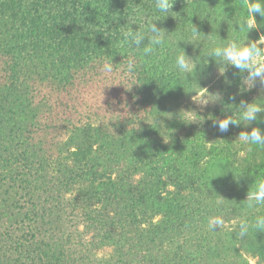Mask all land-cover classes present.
I'll use <instances>...</instances> for the list:
<instances>
[{
  "label": "trees",
  "instance_id": "trees-1",
  "mask_svg": "<svg viewBox=\"0 0 264 264\" xmlns=\"http://www.w3.org/2000/svg\"><path fill=\"white\" fill-rule=\"evenodd\" d=\"M183 6L195 3L0 0V264L264 257L263 220L239 214L241 201L224 209L227 239L208 225L214 149L242 159L216 105L240 77L228 66L213 104L187 124L174 118L179 100L224 66L187 41L199 22ZM203 138H212L207 154ZM236 162L241 180L259 167ZM103 246L113 252L98 255Z\"/></svg>",
  "mask_w": 264,
  "mask_h": 264
},
{
  "label": "rangeland",
  "instance_id": "rangeland-1",
  "mask_svg": "<svg viewBox=\"0 0 264 264\" xmlns=\"http://www.w3.org/2000/svg\"><path fill=\"white\" fill-rule=\"evenodd\" d=\"M163 7H175L194 4L191 9L183 8L185 16L189 19L195 15L199 22L198 32L188 37L191 43L196 45L203 58L216 66L211 76V82L204 84L194 93L179 100L178 111L180 119L187 124L192 120V112L202 110L204 107L214 103L215 97L221 88L216 82L227 72L228 66L235 68L240 77L239 82L235 79L230 83L228 89L224 88V95L216 104L219 113V127L221 125L235 134V138L228 135L226 139L234 140L237 155L244 159L243 163L231 155L218 152L214 149L216 156L212 157L208 169L207 182L216 188L217 193L212 197V212L208 225H211L213 235L222 240L226 238L228 229L227 211L232 209L234 202L241 201L240 209L237 211L245 218L252 216L251 221L257 216L263 220L264 215V0H159ZM183 59L191 60V52L184 53ZM227 106L235 105L230 112H226ZM224 129V130H225ZM225 130L226 134H229ZM225 139V138H224ZM212 138L204 139V153L207 154L212 147ZM209 158V156H208ZM247 165L248 162L259 163V167L253 168V173L245 174L237 164ZM237 165V166H236ZM253 165V163H252ZM205 179V178H204ZM206 180V179H205ZM235 194V195H234ZM69 196V195H67ZM73 219V218H72ZM69 219L68 225L74 221ZM70 226V227H71ZM69 227V228H70ZM79 230L83 229L79 223ZM262 235L258 239L259 245L264 250V226ZM92 231L87 232L84 238H89ZM92 242L97 239L93 237ZM96 253L102 255L106 252L112 253L109 246L96 247ZM249 264H264V257L245 254Z\"/></svg>",
  "mask_w": 264,
  "mask_h": 264
}]
</instances>
